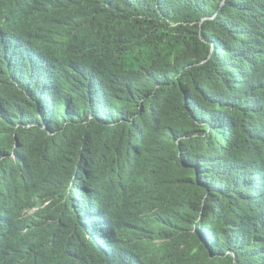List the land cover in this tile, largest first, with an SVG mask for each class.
Returning <instances> with one entry per match:
<instances>
[{"label":"trees","instance_id":"16d2710c","mask_svg":"<svg viewBox=\"0 0 264 264\" xmlns=\"http://www.w3.org/2000/svg\"><path fill=\"white\" fill-rule=\"evenodd\" d=\"M37 55L0 72L13 264L70 217L129 264H264V0H0V70Z\"/></svg>","mask_w":264,"mask_h":264},{"label":"clouds","instance_id":"9594fccd","mask_svg":"<svg viewBox=\"0 0 264 264\" xmlns=\"http://www.w3.org/2000/svg\"><path fill=\"white\" fill-rule=\"evenodd\" d=\"M50 23L44 26L38 34V36L46 31ZM42 47L48 43L47 41H41ZM39 55L35 56L32 60L27 62L14 61L6 64L5 68L0 70L1 73L10 77H16L23 79L28 77L27 85L34 86L40 77L39 72ZM10 100L0 98V102L5 105ZM263 174V178L260 175ZM260 174L253 185V191L258 194L260 201L262 192L264 190V171ZM20 221V214L14 206L6 205L0 202V264H13L12 260L14 253L18 246L16 237V228ZM245 227H255L245 225ZM242 235L249 241V234L246 228L239 227ZM80 230V224L74 217H70L64 222L63 237L65 240L62 248L54 255H52L47 262L40 260L38 264H129L127 259L121 261L123 257L116 256L109 244L107 238L97 231H90L82 236H77ZM97 232L95 235L94 233ZM259 234L262 238V244L251 242L257 252V255L264 259V228L259 227ZM255 241V239H253ZM101 241H107L103 244ZM105 245V246H102ZM71 245L79 250L75 252ZM95 247V248H94Z\"/></svg>","mask_w":264,"mask_h":264},{"label":"bare ground","instance_id":"6f19581e","mask_svg":"<svg viewBox=\"0 0 264 264\" xmlns=\"http://www.w3.org/2000/svg\"><path fill=\"white\" fill-rule=\"evenodd\" d=\"M102 242V241H101ZM103 243V242H102Z\"/></svg>","mask_w":264,"mask_h":264}]
</instances>
